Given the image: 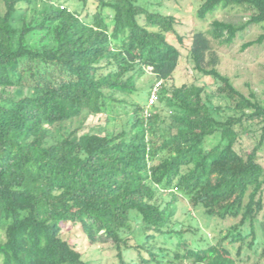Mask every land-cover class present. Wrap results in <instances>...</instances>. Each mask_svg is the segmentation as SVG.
Here are the masks:
<instances>
[{"label": "trees", "instance_id": "1", "mask_svg": "<svg viewBox=\"0 0 264 264\" xmlns=\"http://www.w3.org/2000/svg\"><path fill=\"white\" fill-rule=\"evenodd\" d=\"M35 1L0 0V264H88L63 235L67 225L90 243L111 240L120 264H236L227 240L239 243L238 256L261 246L264 258V102L219 71L215 50L264 23V0L201 2L203 19L219 7L250 13L241 22L215 18L193 34L196 78L182 85L174 80L182 51L170 36L184 41L175 16L141 0H94V11L90 0H79L82 10L46 0L49 10L29 19ZM263 43L264 31L241 48ZM148 71L155 80L142 105L131 97ZM205 76L216 85L211 93L198 83ZM8 88L32 93L5 97ZM103 115L126 120L113 133L85 129ZM75 121L64 133L54 129ZM181 199L239 221L212 243L174 219ZM130 250L137 258L127 259Z\"/></svg>", "mask_w": 264, "mask_h": 264}, {"label": "rangeland", "instance_id": "2", "mask_svg": "<svg viewBox=\"0 0 264 264\" xmlns=\"http://www.w3.org/2000/svg\"><path fill=\"white\" fill-rule=\"evenodd\" d=\"M204 0H141V2L147 5L150 10H157L164 14L173 15L176 18V29L180 35L184 37L183 44H180L177 37L174 35L170 36V40L176 43L182 51L180 63L178 69L174 74V80L177 85H182L186 82L194 80L195 71L193 70V63L189 57V46L191 44L192 36L196 31H206L210 27V23L213 19H225L235 22H241L248 19L249 11H246L242 6H228L219 7L213 13H210L206 18H201L198 15V8L201 2ZM54 2H60L64 6H68L71 9H83V4L79 0H55ZM50 5L46 0H36L33 5L30 6L28 11V18L31 19L33 15H41L42 11L49 10ZM88 8L94 11L97 8V2L90 0ZM104 14L110 21V15L112 11L105 9ZM264 31V23L252 24L248 26L245 31L242 32L236 40L229 45H217L215 44V50L220 55L221 61L218 65L219 71L228 76L234 86L243 92L245 95H250L251 92L256 93L259 100L264 102V43L261 45L250 46L245 50H242V44L257 38V36ZM40 34L35 35L31 38L32 41H37L40 38ZM155 80V76L148 71L147 74L139 78L138 88L140 89L138 94H134L131 99L142 105L148 104L146 102L148 92ZM206 82L208 84L207 92L211 93L216 90V85L212 83V79L208 76L202 78L198 83ZM3 90L0 89V96ZM31 90L23 89L18 90L17 88H8L5 90V97H14L18 99L22 96L31 94ZM218 102L217 99L214 100ZM225 105L224 101L220 102ZM147 110H152V107H148ZM226 113H232V111H226ZM124 119H113L107 120L106 116H95L90 117L85 121V129L99 130L101 132L108 131L113 133L121 130ZM78 125V121L67 122L62 125H56V132L64 133L65 130L73 129ZM60 129V130H57ZM218 137L211 138L209 143L215 144L218 141ZM247 145L252 148L255 145V140L250 137H245L244 140ZM54 141L48 139V144H52ZM260 160L264 163V146L260 150ZM264 195V194H263ZM264 214L261 213L259 221V234H262V225L264 224ZM174 219L185 222L186 228L199 229L200 234L204 235L212 243L216 242L217 235L236 224L239 220L235 218L219 219L208 216L205 212L204 207L198 206L191 208L186 199H181L176 203V213ZM248 229V227H245ZM63 235L71 240V243L75 244L80 251L83 252V259L88 264H120L119 257L117 256V250L111 240L102 237L95 243H90L85 235L80 233L78 227H72L71 225L65 226ZM185 236L191 237L190 232H187ZM200 237V236H199ZM0 238L5 239V231L0 229ZM250 240L247 238L246 242ZM130 243H134V239L131 238ZM225 244L231 249V256L235 257L236 264H264V258L260 256L261 246H257L258 252L252 249L245 248L240 256L237 255V247L239 243H229V240L225 241ZM127 259L137 258L135 250H130L126 253Z\"/></svg>", "mask_w": 264, "mask_h": 264}, {"label": "built area", "instance_id": "3", "mask_svg": "<svg viewBox=\"0 0 264 264\" xmlns=\"http://www.w3.org/2000/svg\"><path fill=\"white\" fill-rule=\"evenodd\" d=\"M161 85H162V81H157L156 84L154 85L151 95L149 97V104H153L157 100Z\"/></svg>", "mask_w": 264, "mask_h": 264}]
</instances>
